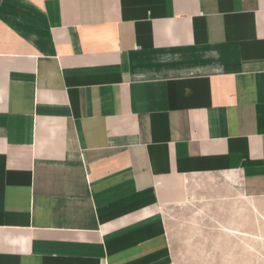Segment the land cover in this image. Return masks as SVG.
<instances>
[{
	"label": "crops",
	"instance_id": "crops-1",
	"mask_svg": "<svg viewBox=\"0 0 264 264\" xmlns=\"http://www.w3.org/2000/svg\"><path fill=\"white\" fill-rule=\"evenodd\" d=\"M217 182L261 215L264 0H0V264H175Z\"/></svg>",
	"mask_w": 264,
	"mask_h": 264
},
{
	"label": "rangeland",
	"instance_id": "rangeland-1",
	"mask_svg": "<svg viewBox=\"0 0 264 264\" xmlns=\"http://www.w3.org/2000/svg\"><path fill=\"white\" fill-rule=\"evenodd\" d=\"M218 187H193L187 204L167 210L175 264H264V198L258 217L238 191L227 201Z\"/></svg>",
	"mask_w": 264,
	"mask_h": 264
}]
</instances>
